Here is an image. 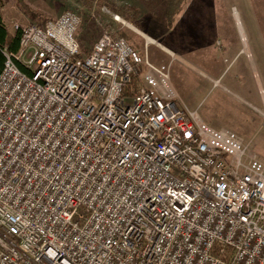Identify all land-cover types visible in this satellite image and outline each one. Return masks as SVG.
<instances>
[{"label": "built area", "instance_id": "2783aa9c", "mask_svg": "<svg viewBox=\"0 0 264 264\" xmlns=\"http://www.w3.org/2000/svg\"><path fill=\"white\" fill-rule=\"evenodd\" d=\"M81 24L17 27L5 52L0 264H264V162L126 38L84 52Z\"/></svg>", "mask_w": 264, "mask_h": 264}, {"label": "rangeland", "instance_id": "374dc122", "mask_svg": "<svg viewBox=\"0 0 264 264\" xmlns=\"http://www.w3.org/2000/svg\"><path fill=\"white\" fill-rule=\"evenodd\" d=\"M35 1L43 14L79 15L78 39L84 52L104 31L126 34L144 59L169 67L185 107L198 111L210 126L237 133L264 162V0H184L171 20L170 0ZM17 3H4L12 35L17 27L37 23Z\"/></svg>", "mask_w": 264, "mask_h": 264}, {"label": "trees", "instance_id": "16d2710c", "mask_svg": "<svg viewBox=\"0 0 264 264\" xmlns=\"http://www.w3.org/2000/svg\"><path fill=\"white\" fill-rule=\"evenodd\" d=\"M183 2L184 0H170L168 13L169 12L171 13L169 20L172 19V14L178 12L181 9V5ZM18 3L19 6L31 17L33 18L41 17V15H39L34 10L29 8L23 0H18ZM121 36H123L124 38L127 37L126 34L125 35L123 34ZM19 47H20V31H17L15 35H12L5 24L3 14L0 11V73L2 72L6 62L5 52L16 53L18 52ZM19 66L21 69L25 70L24 67H22L20 64Z\"/></svg>", "mask_w": 264, "mask_h": 264}, {"label": "crops", "instance_id": "0c3cea01", "mask_svg": "<svg viewBox=\"0 0 264 264\" xmlns=\"http://www.w3.org/2000/svg\"><path fill=\"white\" fill-rule=\"evenodd\" d=\"M23 1L25 2V4H27L28 6H30L36 13H38L39 15H41L40 18H33L28 13H25L24 10L19 6V3H17L18 4V9L20 11L24 12L23 14L26 15L27 18L30 19L31 21L32 20L33 21H37L36 24H45L47 20L59 17V16H57V14L54 15V16H52L51 14L50 15L43 14L42 10L38 8L37 1H35V0H23ZM4 3H5V0H0V11L3 14L4 22H6V20H5L6 19L5 18V11H4L5 10L4 9V7H5ZM32 24H34V23H32ZM78 38H79V33H78Z\"/></svg>", "mask_w": 264, "mask_h": 264}, {"label": "bare ground", "instance_id": "6f19581e", "mask_svg": "<svg viewBox=\"0 0 264 264\" xmlns=\"http://www.w3.org/2000/svg\"><path fill=\"white\" fill-rule=\"evenodd\" d=\"M235 17H236V19H237V22H238V25H239V28H240V32H241V35H242V38H243V41H244V43H245V46H246V50H248V43H247V40H246V36H245V34H244V31H243V28H242V25H241V22H240V19H239V16H238V13H235ZM132 30H134L135 32H138V33H141L139 30H137L135 27H130ZM147 37V41L149 42V43H152V44H157V42L154 40V39H152V38H150V37H148V36H146Z\"/></svg>", "mask_w": 264, "mask_h": 264}]
</instances>
